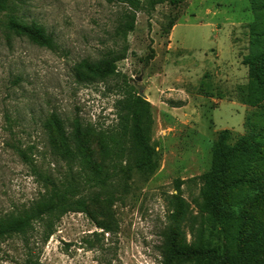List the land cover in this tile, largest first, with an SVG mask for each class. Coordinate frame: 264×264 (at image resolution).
Segmentation results:
<instances>
[{
  "label": "rangeland",
  "instance_id": "rangeland-1",
  "mask_svg": "<svg viewBox=\"0 0 264 264\" xmlns=\"http://www.w3.org/2000/svg\"><path fill=\"white\" fill-rule=\"evenodd\" d=\"M263 6L264 0H165L138 11L125 40L118 27L129 8L116 0H12L0 15V218L22 213L46 190L16 146L56 180L74 179L88 211L54 218L47 240L40 221L25 236L2 239L0 264L30 257L43 264H217L204 253L184 260L175 249L218 244L204 208L218 132L229 129L231 144L254 136L264 153V100L252 97L260 93L245 63L264 52ZM9 13L49 34L54 46L7 28ZM125 43L127 56L116 68L146 100L140 110L158 163L139 168L130 145L108 181L97 184L87 179L89 167L65 153L53 116L69 134L80 126L93 160L104 162L97 132L117 123L121 78H102L93 67L103 69L109 52ZM251 193L239 187L231 202Z\"/></svg>",
  "mask_w": 264,
  "mask_h": 264
},
{
  "label": "trees",
  "instance_id": "trees-1",
  "mask_svg": "<svg viewBox=\"0 0 264 264\" xmlns=\"http://www.w3.org/2000/svg\"><path fill=\"white\" fill-rule=\"evenodd\" d=\"M126 5L129 12L118 27V33L126 40L127 33L134 29L136 13L165 0H116ZM12 0H0V15L11 10ZM264 7V6H263ZM6 27L20 35H27L33 41L52 48L54 39L33 26L24 25L8 14ZM172 26L174 25L171 24ZM171 26V28H172ZM264 38V31L262 33ZM127 43L119 50L109 52V60L103 69L93 67L102 78L108 76L121 78V90L115 103L117 123L110 128L97 132L98 143L104 156L103 163H96L87 142V136L76 126L69 134L60 118L53 116L54 127L59 142L73 164L89 167L88 180L104 184L112 175L111 168L117 170L129 153L130 145L134 147L136 165L139 168L155 169L157 167V150L149 141L142 119L141 106L146 100L130 82L126 74L116 68V61L126 58ZM249 67L250 84L260 95L252 97L264 100V52L254 54L245 62ZM249 101V100H248ZM254 102V101H253ZM146 130V131H145ZM231 131L223 129L218 132L214 142L213 168L209 172L210 189L204 190V208L212 224L210 232L218 244L199 249L190 244L184 250H176L184 260H192L204 253L217 264H264V167L261 156L263 150L256 146L254 136H240L233 144L229 142ZM72 135V136H70ZM16 152L35 173L45 182V192L31 207L19 214H10L0 218V241L9 235L18 233L25 236L33 221H40L47 226L45 240L53 233V220L69 211H88V201L76 197L79 185L73 181L56 180L51 174L37 168L31 161L28 150L16 146ZM247 186L251 195L237 204L231 202V192ZM24 264H43L39 259L28 258Z\"/></svg>",
  "mask_w": 264,
  "mask_h": 264
},
{
  "label": "crops",
  "instance_id": "crops-1",
  "mask_svg": "<svg viewBox=\"0 0 264 264\" xmlns=\"http://www.w3.org/2000/svg\"><path fill=\"white\" fill-rule=\"evenodd\" d=\"M186 111V104H184V113ZM189 120L188 116L186 115V118H184V122L187 123Z\"/></svg>",
  "mask_w": 264,
  "mask_h": 264
}]
</instances>
